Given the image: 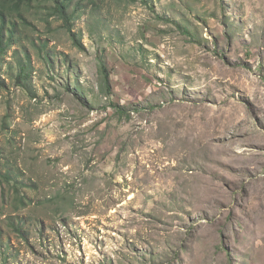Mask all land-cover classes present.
I'll return each mask as SVG.
<instances>
[{
    "label": "rangeland",
    "instance_id": "rangeland-1",
    "mask_svg": "<svg viewBox=\"0 0 264 264\" xmlns=\"http://www.w3.org/2000/svg\"><path fill=\"white\" fill-rule=\"evenodd\" d=\"M73 10L0 19V264H264V0Z\"/></svg>",
    "mask_w": 264,
    "mask_h": 264
},
{
    "label": "trees",
    "instance_id": "trees-1",
    "mask_svg": "<svg viewBox=\"0 0 264 264\" xmlns=\"http://www.w3.org/2000/svg\"><path fill=\"white\" fill-rule=\"evenodd\" d=\"M40 0H0V19L6 12L20 15L23 8L30 7L33 2ZM53 3L54 15L58 16L64 22L67 31L74 37L75 43L79 47H83L82 41L78 40V35L74 32V22L76 20L77 11H72V0H48ZM72 11V12H71ZM103 71L106 69L103 65ZM109 83V79H107Z\"/></svg>",
    "mask_w": 264,
    "mask_h": 264
}]
</instances>
